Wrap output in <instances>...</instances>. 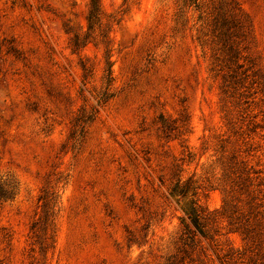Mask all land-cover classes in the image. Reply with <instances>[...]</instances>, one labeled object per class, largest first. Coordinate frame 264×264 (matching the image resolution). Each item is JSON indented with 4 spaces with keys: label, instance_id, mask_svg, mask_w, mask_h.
Instances as JSON below:
<instances>
[{
    "label": "rangeland",
    "instance_id": "374dc122",
    "mask_svg": "<svg viewBox=\"0 0 264 264\" xmlns=\"http://www.w3.org/2000/svg\"><path fill=\"white\" fill-rule=\"evenodd\" d=\"M0 264H264V0H0Z\"/></svg>",
    "mask_w": 264,
    "mask_h": 264
},
{
    "label": "trees",
    "instance_id": "16d2710c",
    "mask_svg": "<svg viewBox=\"0 0 264 264\" xmlns=\"http://www.w3.org/2000/svg\"><path fill=\"white\" fill-rule=\"evenodd\" d=\"M96 6H99V0H91V7L94 8ZM188 191H189V187L187 185H184V186L176 185L175 188H173L174 193H178L182 196H185ZM204 211L205 210L201 209L199 206L195 205L193 202L185 206L186 217L189 223L194 227V229H190V232H189V233H192L193 237L197 233L201 235L204 234V227H205V220H206Z\"/></svg>",
    "mask_w": 264,
    "mask_h": 264
}]
</instances>
